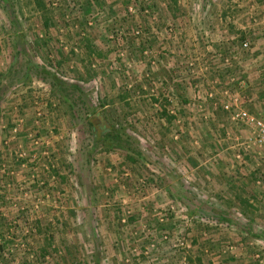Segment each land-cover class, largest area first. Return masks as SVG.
<instances>
[{
	"label": "rangeland",
	"instance_id": "374dc122",
	"mask_svg": "<svg viewBox=\"0 0 264 264\" xmlns=\"http://www.w3.org/2000/svg\"><path fill=\"white\" fill-rule=\"evenodd\" d=\"M240 19L264 0H0V264H264Z\"/></svg>",
	"mask_w": 264,
	"mask_h": 264
},
{
	"label": "crops",
	"instance_id": "0c3cea01",
	"mask_svg": "<svg viewBox=\"0 0 264 264\" xmlns=\"http://www.w3.org/2000/svg\"><path fill=\"white\" fill-rule=\"evenodd\" d=\"M263 26L264 25H258L255 21L251 22V24H249L248 21L245 20V23H244L243 20L240 19L238 22L236 21L234 28L238 29V32L241 35V37H240L241 40L247 39V40H251V42H253L252 44H254V45L256 43L260 44V45H264V27ZM239 33H235V34L229 33L228 36L232 39L234 36H235L234 38H237L236 35L238 36ZM258 46H256V47H258ZM258 56H259V51H254V52H251L247 55H238V56H234V57L237 58L236 61L238 63L247 64L249 62L253 63V62L257 61ZM206 81H209V80L207 79Z\"/></svg>",
	"mask_w": 264,
	"mask_h": 264
},
{
	"label": "built area",
	"instance_id": "2783aa9c",
	"mask_svg": "<svg viewBox=\"0 0 264 264\" xmlns=\"http://www.w3.org/2000/svg\"><path fill=\"white\" fill-rule=\"evenodd\" d=\"M244 45L247 44L246 42L243 43ZM227 107V105H226ZM237 116L241 117L242 119H245L246 121L250 122L257 128V135L260 140L264 139V122L260 119L250 115L246 111L242 110L236 113Z\"/></svg>",
	"mask_w": 264,
	"mask_h": 264
},
{
	"label": "trees",
	"instance_id": "16d2710c",
	"mask_svg": "<svg viewBox=\"0 0 264 264\" xmlns=\"http://www.w3.org/2000/svg\"><path fill=\"white\" fill-rule=\"evenodd\" d=\"M116 138H119V134L116 131V133H108V130H106L103 134V138L102 140L105 141V143H107V145H112V144H116L118 143L116 141Z\"/></svg>",
	"mask_w": 264,
	"mask_h": 264
}]
</instances>
